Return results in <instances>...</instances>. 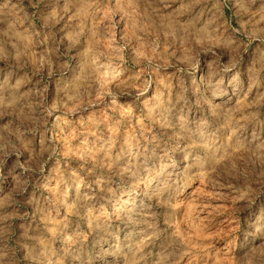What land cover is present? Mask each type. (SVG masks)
<instances>
[{"label":"rangeland","instance_id":"rangeland-1","mask_svg":"<svg viewBox=\"0 0 264 264\" xmlns=\"http://www.w3.org/2000/svg\"><path fill=\"white\" fill-rule=\"evenodd\" d=\"M0 264H264V0H0Z\"/></svg>","mask_w":264,"mask_h":264}]
</instances>
